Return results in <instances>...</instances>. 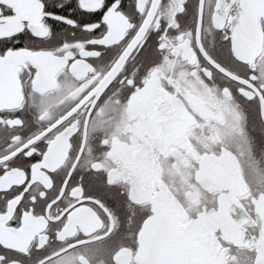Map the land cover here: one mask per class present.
Returning a JSON list of instances; mask_svg holds the SVG:
<instances>
[{"label":"snow or ice","instance_id":"1","mask_svg":"<svg viewBox=\"0 0 264 264\" xmlns=\"http://www.w3.org/2000/svg\"><path fill=\"white\" fill-rule=\"evenodd\" d=\"M0 264H264V0H0Z\"/></svg>","mask_w":264,"mask_h":264}]
</instances>
